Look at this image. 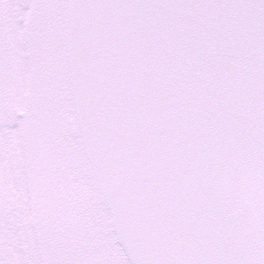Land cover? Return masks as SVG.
<instances>
[{
  "label": "snow or ice",
  "instance_id": "1",
  "mask_svg": "<svg viewBox=\"0 0 264 264\" xmlns=\"http://www.w3.org/2000/svg\"><path fill=\"white\" fill-rule=\"evenodd\" d=\"M0 264H264V0H0Z\"/></svg>",
  "mask_w": 264,
  "mask_h": 264
}]
</instances>
